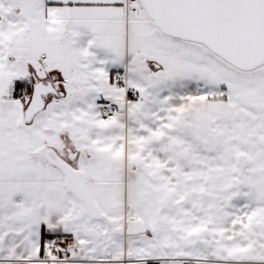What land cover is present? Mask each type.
Wrapping results in <instances>:
<instances>
[{
  "label": "snow or ice",
  "instance_id": "obj_1",
  "mask_svg": "<svg viewBox=\"0 0 264 264\" xmlns=\"http://www.w3.org/2000/svg\"><path fill=\"white\" fill-rule=\"evenodd\" d=\"M0 264H264V0H0Z\"/></svg>",
  "mask_w": 264,
  "mask_h": 264
}]
</instances>
